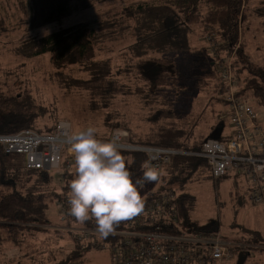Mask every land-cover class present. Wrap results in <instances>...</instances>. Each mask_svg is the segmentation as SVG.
Returning a JSON list of instances; mask_svg holds the SVG:
<instances>
[{
    "label": "rangeland",
    "instance_id": "obj_1",
    "mask_svg": "<svg viewBox=\"0 0 264 264\" xmlns=\"http://www.w3.org/2000/svg\"><path fill=\"white\" fill-rule=\"evenodd\" d=\"M162 1L95 0L93 6L87 10L28 33L25 31L27 16L21 8L22 0H0V22L3 27L0 29L2 31L0 81L3 83V88L7 89L10 86L18 94L24 90L31 92L41 108L38 124L42 129L52 127L56 119L67 120L72 124L73 130L94 126L97 135L105 136L112 133L115 125L123 124L127 125L131 133L140 137L149 133L158 119L160 123L171 121L185 130L192 129L196 136H211L219 127L223 128V135L231 134L232 127L227 119L228 110L223 99L225 86L216 66L214 65L222 91L223 104L217 101L220 95L214 91L215 84L218 83L214 82L210 87L203 85L198 87L193 78L195 69L204 65L205 60L214 61L208 45L199 42L209 30L218 34L212 28L203 35V30H200L199 26L192 25L191 30L194 33L191 38L192 49L188 53L167 54L180 70L181 81L159 92L145 87L132 68L133 48L130 46L137 42L133 36V28L126 33L128 36L125 35L121 42H104L97 51V60L103 61L107 58L112 60L113 76L127 86V91L125 95L117 96L106 102L107 104L99 102V108L92 106V99L87 92L66 88L69 78H89L84 67L75 65L57 69L52 65L49 55L27 58L19 54V48L29 41H38L47 35L74 26L119 19L125 7L161 5ZM242 11V16L244 15L245 18L247 16V21L242 20L241 17L238 24L239 39L234 47L238 49L233 59L235 72V62L240 47L244 39H247L245 40L247 48L245 53H242L243 58L240 59L241 65L238 67L239 69L244 67L245 71L240 73L239 79L236 75L240 94L245 86L244 79H248L250 73L262 78L264 85V0H243ZM131 26L135 27V24L131 23ZM220 49L223 50V46ZM231 52L233 49L229 51ZM138 88H143V91H139ZM253 94L252 90H247L243 97L254 107L264 128V105H261L262 101ZM161 112L169 113L171 118H159L158 114L160 115ZM125 161L130 169L129 160L125 158ZM59 173L49 174L53 176L52 185L38 189L47 194L46 200L49 203L47 215L50 224L41 227L42 230L36 231L38 233L35 236H27L21 247H15L9 242L0 245V264H58L75 251L74 237L83 248H86L88 244L86 238L83 241L78 238V234L82 231L81 225L72 222L67 216L68 203L67 207H64L50 195L54 191L62 192L61 188L65 182ZM162 175L163 172L158 175L157 180L146 182L140 188L143 202L148 195L161 190ZM192 180L186 191L196 197V206L190 214V225L185 230L191 234L220 232L229 241L240 239L243 242H234L242 250L246 249L243 251H247L244 255L247 257L240 261L236 256L231 264H264V208H251L248 191L250 187L245 177L233 173L216 182L206 174ZM33 183L34 181L27 188ZM237 184L238 192L243 195L240 201L233 194L237 192ZM174 189L180 193L179 186L176 185ZM249 230L256 232V241L254 234L248 232ZM80 251L83 252V249L80 248ZM82 254L79 264H112L108 251L91 250Z\"/></svg>",
    "mask_w": 264,
    "mask_h": 264
},
{
    "label": "trees",
    "instance_id": "obj_2",
    "mask_svg": "<svg viewBox=\"0 0 264 264\" xmlns=\"http://www.w3.org/2000/svg\"><path fill=\"white\" fill-rule=\"evenodd\" d=\"M94 1L22 0L21 8L27 16L25 31L31 33L71 17L77 12L92 7ZM242 7L243 0H163L161 5L125 7L119 19L74 26L47 35L38 41H29L19 48V54L27 58L49 55L52 65L57 69L75 65L84 67L89 78H69L66 82V88L87 92L92 99V106L99 108V102L107 104L106 102L115 99L117 96L125 95L127 91V86L113 76L112 60L109 58L103 61L97 60V51L101 49L104 42H121L123 37L127 35L126 33L133 28V36L137 42L130 46L133 48L132 68L137 77L145 84V87L151 91L159 92L181 81L180 70L175 61L167 57V54L188 53L192 49L191 38L194 34L191 30L192 25L199 26L200 30H203V35L208 29H214L218 33L219 41L223 42L221 45L223 50L231 51L234 49L239 39V21L241 17L242 20L247 21V16L246 18L244 15L242 16ZM131 23L135 24V27H132ZM2 28V22H0V29ZM1 34L2 31H0V36ZM245 40L247 39H244V43L242 42L238 59L235 62V72L238 79L240 73L245 71L244 67L238 68L241 65L240 59L243 58L242 53H245L247 48V41ZM195 71L193 78L196 86L210 87L212 83H218L215 84L214 91L220 95L217 97V101L223 104L221 101L222 91L214 63L207 59L205 64L199 66ZM262 80L256 74L250 73L248 79H244L245 86L241 95L244 96L247 90H252L253 95L262 101L260 104L264 105ZM138 89L143 91V88ZM40 109L29 90H24L18 94L10 86L4 89L3 83L0 81V136L15 135L24 130H33L39 134H52L57 123L61 120L57 121L56 119L54 125L49 129L39 128ZM169 116V113L161 112L160 115L158 114L161 119ZM116 129L129 132V145L173 149L180 152H200L208 139H215L211 138L212 135L196 136L192 129L185 130L171 121L160 123L158 119H156L155 127L145 136H136V134L131 133L127 125L124 126L123 124L115 125L112 132ZM221 130L222 127H219L217 133H220V137L217 140H223L222 142L230 140L232 133L228 136L221 135ZM97 136L100 139H110L111 132L105 136ZM120 152L124 158L129 160L133 180L140 177L143 174L144 162L148 161V155L136 151L120 150ZM58 172L65 182L61 188L62 192L54 191L50 195L54 196L61 205L67 207L68 186L74 175V161L69 169L67 163L64 162ZM162 172L161 190L148 195L146 199L149 200L150 196H157L163 192L173 193L174 187L179 186L180 193H178L174 204L178 219L187 228L190 225V214L196 206V197L189 194L186 187L195 177L207 174L211 178L207 161L194 156L175 155ZM52 178L53 176L43 171L27 170L22 155L6 154L0 144V245L9 242L15 247H21L27 236H35L38 233L36 231H41V227L50 224L47 215L49 209V203L46 200L47 194L38 189L52 185ZM33 181V185L27 188ZM236 195H238L239 201L243 197L239 192ZM146 199L143 205L147 202ZM66 213L69 216L68 208ZM69 218L72 219V222L81 225V229L95 230L94 219L90 218L86 222H80L74 217L69 216ZM131 220L132 216L122 220L114 231L127 230ZM156 229L141 228L142 231ZM158 229L160 232H179L176 229L171 230L161 226ZM254 237L256 241L257 236L255 234ZM73 239L75 251L71 252L65 261L58 264H79L78 261L82 257V253L85 254L92 250L89 245L83 248L76 237ZM234 241L243 242L240 239H234ZM80 248L83 249V252L80 251ZM243 250L241 247L236 248L235 253L240 261L247 257L244 256L247 251L244 252Z\"/></svg>",
    "mask_w": 264,
    "mask_h": 264
},
{
    "label": "built area",
    "instance_id": "obj_3",
    "mask_svg": "<svg viewBox=\"0 0 264 264\" xmlns=\"http://www.w3.org/2000/svg\"><path fill=\"white\" fill-rule=\"evenodd\" d=\"M203 42L208 45L225 86L223 99L232 127L231 139L227 142L208 139L197 153L132 146L128 143L129 132L120 129L114 130L110 139H116L119 150L146 153L159 174L173 156L187 155L206 160L216 182L233 173L241 175L250 187L251 207L264 208V128L254 107L238 92L233 69L238 48L231 53L227 49L221 50L223 42L211 30L205 34ZM70 128L73 130L69 121L61 120L52 134L24 130L15 135L0 136V144L6 154L22 155L27 170L52 174L60 171L64 162L69 169L74 161L68 151ZM173 193L163 192L146 199L141 211L132 216L127 230L101 236L96 230L82 229L78 238L80 241L86 238L92 250L108 251L112 264H231L236 259V248L240 246L220 232H187L176 214L174 201L178 193ZM159 226L179 232H160ZM143 227L157 229L142 231Z\"/></svg>",
    "mask_w": 264,
    "mask_h": 264
},
{
    "label": "clouds",
    "instance_id": "obj_4",
    "mask_svg": "<svg viewBox=\"0 0 264 264\" xmlns=\"http://www.w3.org/2000/svg\"><path fill=\"white\" fill-rule=\"evenodd\" d=\"M67 139L74 158L68 212L80 222L94 219L96 232L108 236L122 220L141 211L140 188L157 180L159 170L145 161L142 177L133 180L116 139L98 138L94 126L70 128Z\"/></svg>",
    "mask_w": 264,
    "mask_h": 264
},
{
    "label": "crops",
    "instance_id": "obj_5",
    "mask_svg": "<svg viewBox=\"0 0 264 264\" xmlns=\"http://www.w3.org/2000/svg\"><path fill=\"white\" fill-rule=\"evenodd\" d=\"M193 35H194V34H193ZM193 35H192V36H193ZM198 39H199V38H198ZM198 41H199V40H198ZM199 42H200V43H204L203 40H201V39H200ZM201 45H202V44H201ZM228 121H229V120H228ZM217 131H218V128H217L216 132H217ZM223 132H224V131H223V128H222V130H221V135L223 134ZM228 135H229V134H228ZM228 135H225V136H228ZM237 190H239V189H238V184H237ZM248 190H249V189H248ZM237 192H238V191H237ZM237 192L235 191V193H233L234 196L236 197V199H237V196H238V195H236ZM250 206H251V205H250ZM251 208H256V207H251ZM257 209H262V208H257ZM245 230L247 231V229H245ZM248 232L253 233V234L256 233V232H253V231H250V230H249Z\"/></svg>",
    "mask_w": 264,
    "mask_h": 264
},
{
    "label": "water",
    "instance_id": "obj_6",
    "mask_svg": "<svg viewBox=\"0 0 264 264\" xmlns=\"http://www.w3.org/2000/svg\"><path fill=\"white\" fill-rule=\"evenodd\" d=\"M219 137H220V133L217 132L213 133L211 136V138H215V139H218Z\"/></svg>",
    "mask_w": 264,
    "mask_h": 264
}]
</instances>
